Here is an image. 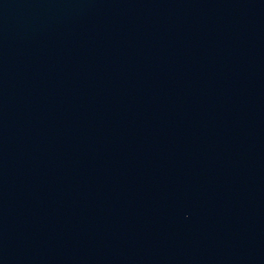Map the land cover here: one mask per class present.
Masks as SVG:
<instances>
[{"label":"water","instance_id":"obj_1","mask_svg":"<svg viewBox=\"0 0 264 264\" xmlns=\"http://www.w3.org/2000/svg\"><path fill=\"white\" fill-rule=\"evenodd\" d=\"M0 264H264V0H0Z\"/></svg>","mask_w":264,"mask_h":264}]
</instances>
